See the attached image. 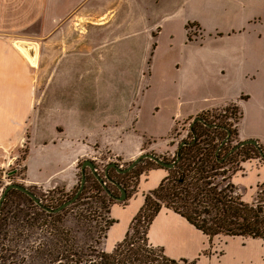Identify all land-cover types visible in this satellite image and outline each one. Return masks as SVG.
Wrapping results in <instances>:
<instances>
[{
    "label": "crops",
    "instance_id": "1",
    "mask_svg": "<svg viewBox=\"0 0 264 264\" xmlns=\"http://www.w3.org/2000/svg\"><path fill=\"white\" fill-rule=\"evenodd\" d=\"M84 24V29L76 28ZM188 25L193 27L188 29ZM17 43L35 44V65ZM107 47L109 53L118 55L113 57L116 64L129 71L134 63L132 54L139 55L136 63L147 68L148 77L153 81L152 77L157 76L159 94L170 93L173 106L166 133L175 123L234 104L242 114L235 125V141L251 139L246 126L255 121L256 112L264 110L253 107L254 113L248 116L244 109L252 98L254 86L257 83L264 86V0H0V149L16 145L25 124L37 114L44 118L61 116L62 97L51 89L55 79L59 78L56 85L62 88L72 82L78 84L83 80L84 68L91 66L94 70L95 65L98 68L100 52ZM86 54L90 55L85 58ZM39 70L44 71L42 79L37 78ZM69 71H73L74 77L69 76ZM40 85L43 95L39 97L37 86ZM151 87L147 83L145 93ZM75 98L77 105L72 116H79L78 108L84 109V98L77 92ZM200 103L203 105H197ZM132 106V98L123 97L114 115L127 118ZM163 107L150 104V125ZM135 111L137 118L139 108ZM72 124L71 132L76 136L83 134L85 124L78 121ZM117 124L120 123H115L114 130L119 128ZM86 128L94 129L88 125ZM65 133L56 132L59 143H67ZM113 134L107 132L108 137L101 143L105 148L127 160L140 156L142 139L133 143ZM255 141L264 144V140ZM67 158L68 166L71 163ZM240 166L241 175L232 178L236 187L248 177L253 178L249 190L264 183V178H259L264 163L255 159ZM69 169L64 171L67 180ZM166 175L164 169L151 170L140 185L152 177L156 182L154 188L144 191L141 187L127 205L110 207V218L115 221L113 212L121 214L128 205H133L127 226L119 230L107 248L103 244L105 252L123 239L143 205V195L154 190ZM224 239L227 243L219 257L203 256L202 252L209 247L207 238L182 217L164 208L148 230L149 243L161 247L172 260L196 261L195 264H259V261L264 264L263 254L255 259L243 253L247 244L259 240L242 239L247 244L240 246L242 254L236 255L228 246L240 238Z\"/></svg>",
    "mask_w": 264,
    "mask_h": 264
},
{
    "label": "rangeland",
    "instance_id": "2",
    "mask_svg": "<svg viewBox=\"0 0 264 264\" xmlns=\"http://www.w3.org/2000/svg\"><path fill=\"white\" fill-rule=\"evenodd\" d=\"M76 28L84 29L85 24L83 27L80 26ZM108 49L107 47L100 52V64L98 68L97 65L93 68L94 70L91 69V66H88L87 69L84 68L83 80L79 81L78 84L72 82L69 83L66 88H62L56 85V81L59 78L55 79L51 89L58 92L62 97L63 111L60 112L61 116L44 118L37 114L25 124L19 142L16 143V145L6 149H0V195L8 184H17L25 187L35 196L39 197L45 205L57 208L58 204L64 203V201L72 198L75 194L80 181V166L83 161L89 160L93 162L96 166L97 174L102 179H104V169L109 163H115L121 168H126L136 158L127 160V157L124 158L122 155H116L113 151L105 148L101 143L108 137V131H113L114 134L112 136L118 139H128L133 143L137 142L138 139H142L140 155L153 154L165 162H171L178 144L187 139L189 125L195 117L175 123L172 129L166 133L165 126L167 127L169 114L173 106V98L170 93L165 96L159 94L158 87L155 84L157 76L152 77L153 81L151 77H148L147 68L143 67V64L138 65L136 63L139 55L132 54L134 63L133 68L129 71L128 68L116 64L117 61L114 60L113 57L118 55L109 53ZM89 55L90 54H86L83 56L86 58ZM69 72V76L74 77L73 71ZM43 73V70H39L37 78L42 79L44 76ZM90 73H92V75L85 78L86 75ZM129 73H131V75ZM147 83L150 86L152 85V89L149 91L147 90L145 93L144 88L147 87ZM37 89V96H42L43 86H37ZM76 92L84 98L82 101L84 109H80L79 106L78 113L80 115L72 116V111H76ZM168 96L169 98L167 99ZM123 97H131L133 103L131 114L127 118L114 115L115 107L121 102ZM151 103L160 105V107L164 105L160 115L153 122V125H150L151 120L149 117V107ZM78 105H81V103L78 102ZM197 105L203 104L200 103ZM233 105L234 104L227 105L215 112H208L206 118L216 123L230 124L233 127L232 130H236L234 125L240 112L236 109V112L232 113ZM253 107H262L264 109V86L260 83L254 86L252 98L245 104L244 109L248 111V116L254 113ZM137 108H139L137 117L139 119L138 122L135 116V110ZM84 114L86 117L83 118ZM255 116L254 122L248 123V125L246 124L245 131L247 132L246 134L252 136L249 140L263 142L264 110L256 112ZM227 118L230 120H227ZM76 121L85 124L83 134H78L77 136L75 133L71 132L73 127L72 123ZM115 123H120L117 124L119 128H116V131L113 127ZM87 125L93 127L95 130L98 129V132H93L94 129H87ZM144 130H148V132L153 130L154 133L144 132ZM63 131L66 132L64 135L65 139H67V143H59V140H57L58 136L56 132L61 134ZM76 138L78 139L76 140ZM235 140V138L233 139L231 137L227 146L232 148L237 145L239 142ZM240 155L255 158L253 149L250 147L244 148ZM65 157H68L67 161L71 163L68 166L66 165ZM258 161L259 163H263L260 159ZM28 166L30 172L28 171ZM67 167L70 168V178H68V180L64 174ZM153 169L157 168L145 160L143 164L136 166L132 172L128 173L126 176L118 177V180L126 192V198L123 202L110 200L104 193L100 195V197L104 199L106 207V209L103 210L101 209V205H96L97 215L100 216L98 222L101 225H103L106 220L111 219L110 215L106 214V211H110L112 205H127L134 195L140 193L141 187L144 191L154 188L156 182L155 178L152 177L143 186L140 185L141 181L145 179V176ZM240 171L232 175L231 182L233 176L237 175L236 177L238 178V175H241V173H239ZM110 176L115 177L116 173L111 171ZM91 178L92 175L89 170L86 169L85 179L88 182L85 183L84 188H88L87 191L89 194L95 196L97 195L96 191L90 188ZM259 178H264V169L259 173ZM236 180L235 182H237ZM104 181L106 182L109 192L115 197H119V191L105 179ZM252 182L253 178L248 177L237 187L243 200L246 202H250L256 193V187L251 190L248 189L249 185L252 186ZM3 204V213H10L16 208H22V206H18L19 198L15 194L7 195ZM131 207H133V205H128L124 212L118 215H116V212L112 213L115 224L112 226L110 233L106 236L104 242L106 248L112 243L113 239L116 238L119 230H121L124 225L127 226V217L131 212ZM78 210L79 209L76 207L74 210H69L66 213L68 224L72 228H75L77 225L80 226L79 221L75 218V213ZM91 226H94V223L91 224ZM225 243H227V239L214 238L210 242L207 250L210 254L219 257L222 254ZM229 244L228 247L231 253L241 255L240 246L244 247L247 243L240 239ZM243 253L255 259L260 253L261 255L263 254L262 256L264 257V241L259 240L252 244H247ZM259 264L262 263L259 261Z\"/></svg>",
    "mask_w": 264,
    "mask_h": 264
},
{
    "label": "trees",
    "instance_id": "3",
    "mask_svg": "<svg viewBox=\"0 0 264 264\" xmlns=\"http://www.w3.org/2000/svg\"><path fill=\"white\" fill-rule=\"evenodd\" d=\"M191 27L193 25L187 26L188 29ZM236 109L233 105L232 113ZM206 116L208 112L192 120L187 139L181 141L185 145L178 147L181 142L178 144L171 160L175 162L174 167L164 169L166 177L154 190L144 195L143 205L133 217L123 239L111 251L105 252L103 244L107 231L115 221L108 219L103 225L98 222L100 216L97 215L96 205L105 210V201L100 195L107 194L92 176L90 188L97 195L89 194L88 188H84L74 203L56 214L45 212L43 208H55L45 205L37 196L42 208L24 194L9 191L7 195L18 196V206L22 208L10 213H3V203L0 208V264H195L196 261L172 260L161 247L149 243V227L163 208L187 221L207 238L209 245L214 238L264 241V183L256 185L253 199L246 202L231 182L232 175L241 170L240 165L249 160H259V153L249 145L230 152L233 147L229 148L227 144L231 137H236V130H232L230 124L216 123ZM241 117L239 113L235 125ZM227 134L229 139L221 146ZM258 145L264 153V145ZM248 147L253 149L255 158L240 155ZM111 171L114 170L108 171L107 178L123 188L118 177L128 173L121 175L114 171L116 176L112 177ZM76 207L79 210L75 218L80 226L72 228L66 213ZM93 223L94 226H91ZM202 255L212 254L206 249Z\"/></svg>",
    "mask_w": 264,
    "mask_h": 264
},
{
    "label": "water",
    "instance_id": "4",
    "mask_svg": "<svg viewBox=\"0 0 264 264\" xmlns=\"http://www.w3.org/2000/svg\"><path fill=\"white\" fill-rule=\"evenodd\" d=\"M17 46L21 49V51H23V53L27 56L28 60L30 61L31 64H35L36 62V55H37V48L35 46V44L32 43H17ZM199 122L201 121L200 119H197ZM229 139V134H227V137L221 142V146L224 145ZM185 143L181 142L179 144L178 147L184 146ZM253 146L259 153V157L260 159H262L264 161V153L261 151L257 141L255 140H246L243 142L238 143L237 145H235V147H233V149L230 152H234L235 150L243 147V146ZM145 160L151 161L153 163H155L156 165H158L159 167H161L162 169L165 170H170L174 167L175 162H165L161 159H159L158 157L154 156L153 154H142L139 157H137L135 160H133L126 168H121L119 167L117 164L115 163H109L106 165L105 169H104V179L106 181H108L109 183H111L113 186H115L119 193L120 196L119 197H114L111 195V193L108 191L107 187H106V183L104 181V179H102L98 174H97V169L96 166L93 162L89 161V160H85L81 163L80 166V181H79V185L78 188L75 192V194L72 196L71 199H69L68 201H65L64 203H62L60 206H58L55 209H47V208H43V210L47 213H52V214H56L61 212L63 209L69 207L72 203H74L77 198L79 197V195L82 193L85 183H86V179H85V170L88 169L90 174L94 177V179L97 181V183L102 187L103 191L107 194L108 197H110L111 199H113L116 202H123L126 198V192L123 188L120 187L119 184L109 180L107 178V173L109 170H114L117 174H127L129 173L131 170H133L138 164L143 163ZM11 190H16L22 194H24L26 197H28L37 207L42 208L41 202L40 200L33 194L31 193L28 189H26L25 187L21 186V185H17V184H8L4 190L2 191L1 195H0V208L2 206L3 201L5 200L7 194L9 193V191Z\"/></svg>",
    "mask_w": 264,
    "mask_h": 264
},
{
    "label": "flooded vegetation",
    "instance_id": "5",
    "mask_svg": "<svg viewBox=\"0 0 264 264\" xmlns=\"http://www.w3.org/2000/svg\"><path fill=\"white\" fill-rule=\"evenodd\" d=\"M115 197V196H114Z\"/></svg>",
    "mask_w": 264,
    "mask_h": 264
}]
</instances>
